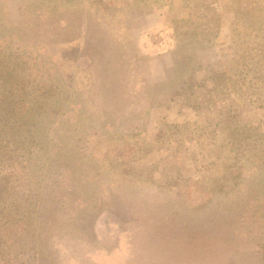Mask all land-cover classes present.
I'll list each match as a JSON object with an SVG mask.
<instances>
[{
    "label": "rangeland",
    "instance_id": "374dc122",
    "mask_svg": "<svg viewBox=\"0 0 264 264\" xmlns=\"http://www.w3.org/2000/svg\"><path fill=\"white\" fill-rule=\"evenodd\" d=\"M0 72L17 260L264 264V0H0Z\"/></svg>",
    "mask_w": 264,
    "mask_h": 264
},
{
    "label": "trees",
    "instance_id": "16d2710c",
    "mask_svg": "<svg viewBox=\"0 0 264 264\" xmlns=\"http://www.w3.org/2000/svg\"><path fill=\"white\" fill-rule=\"evenodd\" d=\"M0 79L3 77V75H5L4 72H0ZM3 83H0V98L3 99V95H6L5 97L10 98L12 100H10L8 103L14 104V101L16 100H21L22 98H19L20 95H26V90L20 88V92H18L17 94L13 93L12 91H8L5 88H3L2 86ZM5 100H3L4 102ZM1 114V112H0ZM3 120V115H0V121ZM11 121V120H10ZM10 121H5L3 120V123L1 124V126L3 127L4 125H10L13 126V123H11ZM16 129V128H15ZM6 132H8L6 130ZM2 190V188H0V191ZM8 198H5L4 196L0 195V203H4L7 201ZM1 211V210H0ZM4 226H7L9 224H11V231L13 232L15 229L14 227V222L11 220H4L3 222ZM7 224V225H6ZM3 225L0 224V228ZM6 234H0V264H24V261H19L17 259H19L20 257H22L24 255V253H20L19 250H21V248H23V246L20 243L15 244L14 242H12V240H10V242H8L5 246V249L2 247V242L3 241H7L10 238H13L14 235L11 234V232L9 230L5 231ZM14 233V232H13ZM25 242V240H24ZM40 264V263H39Z\"/></svg>",
    "mask_w": 264,
    "mask_h": 264
}]
</instances>
